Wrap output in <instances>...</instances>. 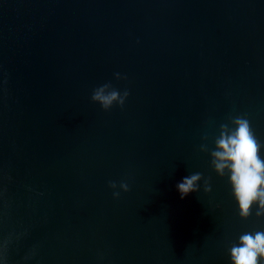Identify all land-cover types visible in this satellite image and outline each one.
<instances>
[{"label": "water", "instance_id": "obj_1", "mask_svg": "<svg viewBox=\"0 0 264 264\" xmlns=\"http://www.w3.org/2000/svg\"><path fill=\"white\" fill-rule=\"evenodd\" d=\"M235 115L264 141V0H0V262L230 264L264 217L199 149Z\"/></svg>", "mask_w": 264, "mask_h": 264}, {"label": "clouds", "instance_id": "obj_2", "mask_svg": "<svg viewBox=\"0 0 264 264\" xmlns=\"http://www.w3.org/2000/svg\"><path fill=\"white\" fill-rule=\"evenodd\" d=\"M114 78L119 80L124 77L117 72ZM128 96V89L120 90L111 82H106L93 89L91 100L108 111L114 105L122 108ZM199 150L209 153L214 173L220 178H227L239 218L249 217L253 208L257 217H264V141L256 136L249 118L246 115L229 116L219 125L213 147L209 149L205 134ZM202 179L203 191L210 192V178H204L203 173L197 171L177 182L176 190L180 198L199 191ZM109 187L114 199L129 190L127 180L110 181ZM228 255L230 264H264V228L242 232L231 243Z\"/></svg>", "mask_w": 264, "mask_h": 264}]
</instances>
